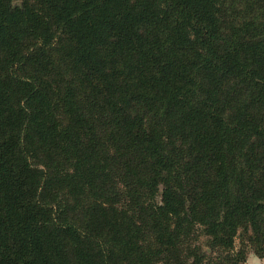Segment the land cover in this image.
<instances>
[{"label": "trees", "instance_id": "1", "mask_svg": "<svg viewBox=\"0 0 264 264\" xmlns=\"http://www.w3.org/2000/svg\"><path fill=\"white\" fill-rule=\"evenodd\" d=\"M15 2L0 264L264 257V0Z\"/></svg>", "mask_w": 264, "mask_h": 264}, {"label": "rangeland", "instance_id": "2", "mask_svg": "<svg viewBox=\"0 0 264 264\" xmlns=\"http://www.w3.org/2000/svg\"><path fill=\"white\" fill-rule=\"evenodd\" d=\"M15 3H19V0H16ZM236 244H239L238 239L236 240ZM244 264H264V257H258L251 249H249Z\"/></svg>", "mask_w": 264, "mask_h": 264}]
</instances>
